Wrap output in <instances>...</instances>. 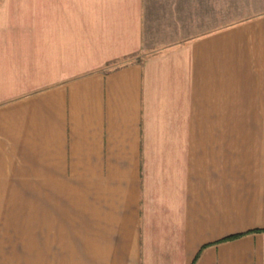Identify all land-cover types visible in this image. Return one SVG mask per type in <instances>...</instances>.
<instances>
[{
  "label": "crops",
  "instance_id": "1",
  "mask_svg": "<svg viewBox=\"0 0 264 264\" xmlns=\"http://www.w3.org/2000/svg\"><path fill=\"white\" fill-rule=\"evenodd\" d=\"M146 1L0 0V205L31 264H264V12Z\"/></svg>",
  "mask_w": 264,
  "mask_h": 264
},
{
  "label": "rangeland",
  "instance_id": "2",
  "mask_svg": "<svg viewBox=\"0 0 264 264\" xmlns=\"http://www.w3.org/2000/svg\"><path fill=\"white\" fill-rule=\"evenodd\" d=\"M146 5L150 16L154 0ZM262 12L264 0H231V22ZM258 116H264V108L258 109ZM31 208L29 203L0 205V264H31Z\"/></svg>",
  "mask_w": 264,
  "mask_h": 264
}]
</instances>
